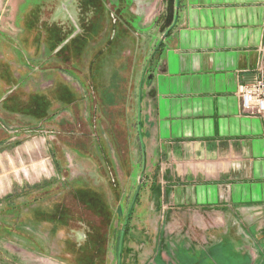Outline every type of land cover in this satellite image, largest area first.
I'll return each instance as SVG.
<instances>
[{"label": "rangeland", "instance_id": "1", "mask_svg": "<svg viewBox=\"0 0 264 264\" xmlns=\"http://www.w3.org/2000/svg\"><path fill=\"white\" fill-rule=\"evenodd\" d=\"M166 9L0 0V264H264V206L212 220L141 142Z\"/></svg>", "mask_w": 264, "mask_h": 264}, {"label": "crops", "instance_id": "2", "mask_svg": "<svg viewBox=\"0 0 264 264\" xmlns=\"http://www.w3.org/2000/svg\"><path fill=\"white\" fill-rule=\"evenodd\" d=\"M162 32L143 77L141 142L172 165L170 194H196L212 220H253L264 206V119L242 110L238 90L264 44V0H175Z\"/></svg>", "mask_w": 264, "mask_h": 264}, {"label": "built area", "instance_id": "3", "mask_svg": "<svg viewBox=\"0 0 264 264\" xmlns=\"http://www.w3.org/2000/svg\"><path fill=\"white\" fill-rule=\"evenodd\" d=\"M258 54L254 77L250 83L239 87L238 94L242 110L246 114L264 119V44Z\"/></svg>", "mask_w": 264, "mask_h": 264}, {"label": "trees", "instance_id": "4", "mask_svg": "<svg viewBox=\"0 0 264 264\" xmlns=\"http://www.w3.org/2000/svg\"><path fill=\"white\" fill-rule=\"evenodd\" d=\"M174 4H175V0H167V9H166V12H167V15H166V18L164 19L165 20V22H164V24H165V28L167 27H169L170 25H171V23H172V20H173V17H174ZM164 28V29H165ZM163 29V30H164ZM86 35H88L87 37L85 36V35H83V36H80V38H81V41H80V45L82 46V47H80L79 49H78V53H81V51L83 50V47H85V46H87V44H89V42H88V40L89 39H91L90 37H89V35H90V33H86ZM92 36L94 35V36H99L100 34H98V29H96V30H94L93 32H92V34H91ZM92 41V40H91ZM100 52V51H99ZM102 52V51H101ZM77 198H79L78 196H76ZM121 233H124V230H122V232ZM122 244H123V241H122Z\"/></svg>", "mask_w": 264, "mask_h": 264}, {"label": "water", "instance_id": "5", "mask_svg": "<svg viewBox=\"0 0 264 264\" xmlns=\"http://www.w3.org/2000/svg\"><path fill=\"white\" fill-rule=\"evenodd\" d=\"M167 34H165V36H166ZM256 67V66H255ZM252 76V78L254 77V74L253 75H251ZM245 83L246 84H248V83H250L249 81H247V80H245Z\"/></svg>", "mask_w": 264, "mask_h": 264}]
</instances>
